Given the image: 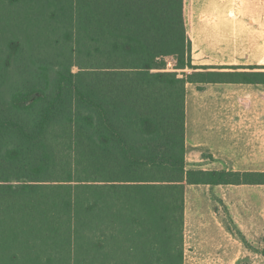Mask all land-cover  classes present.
Instances as JSON below:
<instances>
[{"label": "trees", "instance_id": "trees-1", "mask_svg": "<svg viewBox=\"0 0 264 264\" xmlns=\"http://www.w3.org/2000/svg\"><path fill=\"white\" fill-rule=\"evenodd\" d=\"M184 3L0 0V34L49 52L0 68V264H183L187 185H264L185 168L186 84L264 73L193 66Z\"/></svg>", "mask_w": 264, "mask_h": 264}, {"label": "crops", "instance_id": "crops-1", "mask_svg": "<svg viewBox=\"0 0 264 264\" xmlns=\"http://www.w3.org/2000/svg\"><path fill=\"white\" fill-rule=\"evenodd\" d=\"M184 20L193 66L264 73V0H185ZM184 128L186 170L264 173V83H187ZM227 187H185L183 264H235L214 209Z\"/></svg>", "mask_w": 264, "mask_h": 264}, {"label": "rangeland", "instance_id": "rangeland-1", "mask_svg": "<svg viewBox=\"0 0 264 264\" xmlns=\"http://www.w3.org/2000/svg\"><path fill=\"white\" fill-rule=\"evenodd\" d=\"M28 36L20 35L17 39L8 33L0 34V68L6 69L7 86L18 82V77H13V71L17 67L30 66L31 69H35V65L39 64L35 63L36 61L33 62L35 58L44 60L48 56V51L37 48L35 44H29L26 40ZM13 40L23 45L24 51L20 55H11L8 43ZM54 54L50 61L53 65H58L60 58L54 57ZM170 64L174 65L175 61L171 59ZM169 68L170 71L173 70L171 66ZM72 71L76 72L77 69L73 68ZM176 72L181 78L187 70ZM220 195L222 198H217L214 209L219 218L224 221L226 236L234 244L235 253L238 255L235 264H264V258L261 256L264 251V185L227 187L220 192ZM60 196L66 199L68 193L60 192ZM242 237L246 239V243L243 242Z\"/></svg>", "mask_w": 264, "mask_h": 264}]
</instances>
